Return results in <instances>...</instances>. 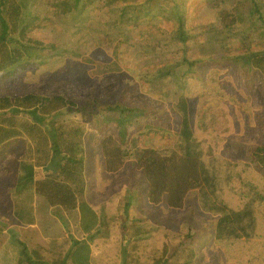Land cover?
<instances>
[{"label":"rangeland","instance_id":"374dc122","mask_svg":"<svg viewBox=\"0 0 264 264\" xmlns=\"http://www.w3.org/2000/svg\"><path fill=\"white\" fill-rule=\"evenodd\" d=\"M253 1L264 19V0ZM23 2L26 22L34 18L26 38L39 44H30L31 57L22 69L0 73V95H67L85 107V113L91 112V106L122 101L135 114L125 123V130L130 139L127 145L130 147L132 140L137 150L177 148L179 117L172 106L182 95L192 127L201 139H206L204 133L211 136L204 140V150L212 144L213 151L237 171L248 165L243 181L249 180L250 187L261 186L258 178L262 174L250 156L254 149L264 146V78L244 59L264 52V23L250 14L253 5L249 0H152L149 13L137 12L138 18L132 16L131 8L122 10L126 3L121 1L108 7L106 0H92L70 14L57 13L50 0ZM218 9L232 10L238 22L221 28L216 21ZM178 15L190 36L185 44L180 41L183 32L177 28ZM115 46L120 69L100 74V69L115 59ZM93 96L97 99L88 101ZM99 113L87 119L75 113L57 117L59 121L86 124L85 144L90 157L87 201L100 208L108 205L123 234L126 222L139 216L127 205L131 207L142 198L137 209L148 206L146 217L150 221H171L181 242L191 246L195 255H203L201 264H233L222 245L213 240L217 217L201 210L197 190L187 194L181 208L169 209L163 203L152 206L144 195L147 180L133 158L125 159L124 166L109 176L100 169L104 158L101 141L111 137L108 147L114 149L118 132L116 125L105 123L104 114ZM47 129L51 131L49 125ZM217 139L220 145H216ZM25 151L22 140L10 148H0V264H16L22 248L18 241L27 248L34 247L28 243V226L20 225L12 215L11 199L15 196L11 194ZM130 152L133 155L135 149L130 147ZM56 162L47 169H37L36 178L54 170ZM259 192L264 193V187ZM49 214L71 234L72 226L63 212L55 208ZM262 219L258 233L264 237ZM208 231L212 241L205 239ZM125 241L121 242V264L128 245Z\"/></svg>","mask_w":264,"mask_h":264},{"label":"trees","instance_id":"16d2710c","mask_svg":"<svg viewBox=\"0 0 264 264\" xmlns=\"http://www.w3.org/2000/svg\"><path fill=\"white\" fill-rule=\"evenodd\" d=\"M116 1L126 3L122 10L131 8L134 17L137 12L149 13V4L152 3V0L140 3L138 0H106L105 5L111 7ZM249 1L254 6L250 7V14L257 15L264 23L256 3ZM50 2L57 13L70 14L92 0ZM24 7L23 0H0V73L22 69L31 57L30 44H39L26 38L34 26V18L32 22H26ZM177 19L180 22L177 28L183 32L180 41L185 44L190 36L184 32L183 17L178 15ZM216 21L221 28H229L238 19L232 10L218 9ZM114 56L111 65L103 66L100 74L120 69L117 46L114 47ZM244 61L258 69L264 78L263 51L250 54ZM96 99L97 96H93L88 101ZM106 99L110 101L111 98ZM89 108L93 109L85 113V107L67 95H0V148H10L22 140L26 150L18 162L14 194H11L15 196L11 199L12 215L20 225L37 224L41 233L54 241L49 248L36 245L29 249L18 241L22 248L16 264H121L122 240L128 242L122 264H193L191 246L183 244L174 232L133 226L121 234L115 213L108 205L100 208L86 200V167L90 158L85 144L86 124L83 121H59L57 117L75 113L87 119L98 116L99 112L104 114L102 120L105 123L116 125L118 132L113 139L116 141L114 149L108 147L111 137L101 141L104 158L100 169L116 172L124 165L125 159L133 158L147 180L149 202L154 205L163 203L171 209L181 208L187 194L197 190L201 210L217 217L214 238L224 248L228 262L264 264V237L258 233V223L263 222L264 217V193L259 192L264 187V146L254 149L250 156V162H255L259 167L258 174H262L257 177L261 182L259 189V185L250 187L247 186L249 180L243 181L248 165L243 172L237 171L235 165L213 151L212 144H207V150H204V140L211 136L204 133L206 139H201L198 130L192 127L188 104L182 95L172 106L179 117L177 148L137 150L131 140L130 147L135 149L133 155L127 145L130 139L125 130L127 120L135 116L133 109L122 101ZM105 129L106 126L101 128V132L104 133ZM216 141V145H220V141ZM55 160L56 168L36 179L37 169H47ZM55 208L68 218L73 233L77 237H89L90 244L84 241L71 243L62 237L63 233H50L53 220L49 212Z\"/></svg>","mask_w":264,"mask_h":264},{"label":"crops","instance_id":"0c3cea01","mask_svg":"<svg viewBox=\"0 0 264 264\" xmlns=\"http://www.w3.org/2000/svg\"><path fill=\"white\" fill-rule=\"evenodd\" d=\"M124 166V165H123ZM122 166V167H123ZM120 170V169H119ZM118 170V171H119ZM118 171H116V172H113V173H117ZM98 172H100V170H98ZM106 172V171H105ZM104 172V173H105ZM112 173V174H113ZM106 175H110L111 173H108L107 174V172L105 173ZM41 178V177H40ZM40 178H38V179H40ZM37 179V178H36ZM98 179V178H97ZM86 182H87V190H86V192H85V197L87 196V194H88V192H89V183H88V181H87V176H86ZM97 187H99L98 186V184H97ZM124 192V191H123ZM122 191H121V194L123 193ZM134 192V191H133ZM137 191H135V193H136ZM101 194V193H100ZM144 195H145V197H147V192H146V189H145V193H144ZM134 196V195H133ZM140 199V200H139ZM137 201H135V204H134V202H133V204H132V206L130 207V206H128L127 205V207H129V208H131L129 211H131V212H136L137 213V211H138V213H139V216L137 217V215L134 217V219L132 220L131 218L126 222V225H124L123 226V228H124V230H126V229H128L129 227H143V226H145V227H151V228H153V227H156V228H158V229H161V230H164V229H166V230H169V231H172V232H174V224L173 223H171V221H162V220H154V221H150V220H148V218L146 217L147 216V209H148V206H147V208H144L145 206H143L142 205V207L143 208H140V209H137V207L138 206H140L141 205V203H142V201H141V199L142 198H139ZM148 199V198H147ZM87 200V199H86ZM135 199H134V197H133V201H134ZM89 203V202H88ZM126 204H128V203H125V206H126ZM93 205V204H92ZM138 205V206H137ZM149 205H152V206H155V205H153V204H151V203H149ZM169 209H171V208H169ZM62 212V211H61ZM149 212V211H148ZM53 220V219H52ZM54 221V220H53ZM53 221L51 222L52 223V229H51V231H50V233H54V232H56V233H63V238H68L69 240H70V242L71 243H73V242H77V241H84V242H86V243H88V244H90V238L88 237H84V236H82V237H77L74 233H73V230H72V232H71V234H69L68 232H66L65 231V229L61 226H59L58 225V223L57 224H54V223H56V221H54V223H53ZM173 224V225H172ZM215 229V228H214ZM26 231H29V236H28V243L29 242H31V244L32 245H34V246H36V245H40V246H43V247H45V248H49V246H50V243H52V242H54V241H52V239H50V238H47L45 235H43L42 233H41V230H40V227L37 225V224H33V225H29L28 226V229H26ZM206 237H205V239L206 238H208V240L209 241H212V239H211V237H212V235H210V233H209V231L207 232V234L205 235ZM98 236H95V238H97ZM195 237V236H194ZM24 240V239H23ZM213 240L215 241V238H214V233H213ZM26 241V240H25ZM98 241H100L99 239H98ZM125 244H128V242L127 241H125L124 242ZM192 246H193V242H192ZM195 247V246H194ZM194 247H192V248H194ZM196 248V247H195ZM194 248V249H195ZM124 250V249H123ZM126 250V249H125ZM126 252V251H125ZM95 253V252H94ZM121 253H122V248H121V252H120V255H121ZM197 254H200V253H198V251H197ZM125 255H126V253H125ZM193 255H194V258H193V264H201V261L203 260L202 259V257H203V255H195V253L193 252ZM200 256H202V257H200Z\"/></svg>","mask_w":264,"mask_h":264}]
</instances>
